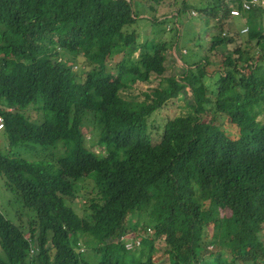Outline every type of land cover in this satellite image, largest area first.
<instances>
[{"label": "trees", "instance_id": "16d2710c", "mask_svg": "<svg viewBox=\"0 0 264 264\" xmlns=\"http://www.w3.org/2000/svg\"><path fill=\"white\" fill-rule=\"evenodd\" d=\"M148 1L0 0V264H264V6Z\"/></svg>", "mask_w": 264, "mask_h": 264}, {"label": "rangeland", "instance_id": "374dc122", "mask_svg": "<svg viewBox=\"0 0 264 264\" xmlns=\"http://www.w3.org/2000/svg\"><path fill=\"white\" fill-rule=\"evenodd\" d=\"M144 5H146L147 7V12H144L142 17H146V16H151L153 13H149V1L148 0H143ZM169 10L168 7V3L165 5H161V7L159 8L158 12H161V14L166 13V11ZM196 17V14H192ZM163 16V15H161ZM147 18V17H146ZM187 18H190L189 16ZM174 19L172 20V22L168 25H158L153 24L152 22H147V21H140L137 25L134 26V29L136 30L137 34H139V41L140 42H146L148 43V48L149 50L154 53V48L158 45V44H163V43H167L166 49L163 53H165L166 56V61L165 64L169 67V71L167 72V75H176L179 72V67L182 65L183 60L180 59L178 53H175L174 49H171V37H173V35L175 34V31H171L172 30V26H174L173 23ZM177 21V20H176ZM179 21V20H178ZM188 21V20H187ZM175 26L178 28L179 30V40L182 41V43L189 44L188 48H183L182 53L185 55L186 53V49L188 50V52H192V53H197L200 55H205V51L209 50L210 46L209 45H205L204 48H200V45H202L203 40L201 41L200 39H198V36H196L193 33V26H192V22H185V23H181L179 21V23H176ZM190 49V50H189ZM150 86V85H149ZM148 85L147 84H140L136 89H137V93H139L142 90H148ZM135 92V93H136ZM187 93V92H186ZM183 90L179 96L178 99L170 102V104L164 108L160 113H158L155 117L156 119V123L157 125H163L165 123V121H167L168 119L174 118L175 116L181 115L183 113H187L189 111L188 108V99H190V95L187 93L186 94ZM34 111V112H33ZM31 113H29V116L32 118L35 115V111L33 110ZM39 119V118H37ZM5 143V142H3ZM90 188V185L89 187ZM1 189V188H0ZM5 191L3 189L0 190V195H5L4 194ZM6 196H4L3 198H5ZM77 205L79 206L80 204L77 203ZM157 254H156V262L158 264H162L166 257L163 254V249L161 250V248L159 246H157Z\"/></svg>", "mask_w": 264, "mask_h": 264}, {"label": "built area", "instance_id": "2783aa9c", "mask_svg": "<svg viewBox=\"0 0 264 264\" xmlns=\"http://www.w3.org/2000/svg\"><path fill=\"white\" fill-rule=\"evenodd\" d=\"M256 6H264V0H243V8L245 11H249ZM239 14L240 12L238 10L232 11V15L237 16ZM246 31H247V28L244 29L242 32H246ZM3 129H4V121H3V118L0 116V131ZM135 243L139 245L140 241H135ZM127 247L131 248L132 243H127Z\"/></svg>", "mask_w": 264, "mask_h": 264}, {"label": "clouds", "instance_id": "9594fccd", "mask_svg": "<svg viewBox=\"0 0 264 264\" xmlns=\"http://www.w3.org/2000/svg\"><path fill=\"white\" fill-rule=\"evenodd\" d=\"M196 14V13H194ZM4 121V120H3ZM5 127V126H4ZM127 240H129L128 243H134L135 241H140L139 239H134V236L132 238H128ZM137 245V244H136ZM138 246V245H137Z\"/></svg>", "mask_w": 264, "mask_h": 264}]
</instances>
